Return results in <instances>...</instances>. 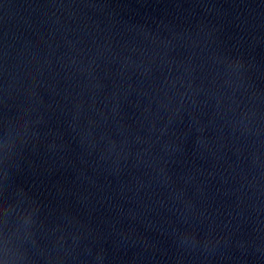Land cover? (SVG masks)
<instances>
[{"label": "water", "instance_id": "obj_1", "mask_svg": "<svg viewBox=\"0 0 264 264\" xmlns=\"http://www.w3.org/2000/svg\"><path fill=\"white\" fill-rule=\"evenodd\" d=\"M0 264H264V0H0Z\"/></svg>", "mask_w": 264, "mask_h": 264}]
</instances>
